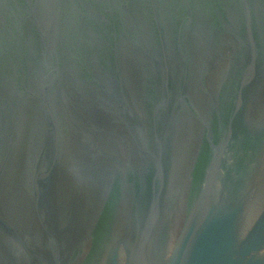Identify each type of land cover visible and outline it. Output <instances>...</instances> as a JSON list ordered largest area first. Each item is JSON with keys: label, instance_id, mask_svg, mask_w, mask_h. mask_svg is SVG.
Segmentation results:
<instances>
[{"label": "water", "instance_id": "1", "mask_svg": "<svg viewBox=\"0 0 264 264\" xmlns=\"http://www.w3.org/2000/svg\"><path fill=\"white\" fill-rule=\"evenodd\" d=\"M0 264H264V0H0Z\"/></svg>", "mask_w": 264, "mask_h": 264}]
</instances>
